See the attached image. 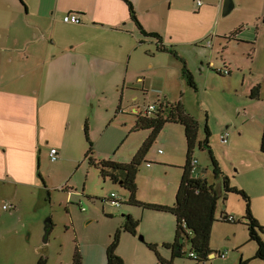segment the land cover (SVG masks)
Instances as JSON below:
<instances>
[{"label":"rangeland","instance_id":"374dc122","mask_svg":"<svg viewBox=\"0 0 264 264\" xmlns=\"http://www.w3.org/2000/svg\"><path fill=\"white\" fill-rule=\"evenodd\" d=\"M232 1L233 11L226 17L221 13L216 23L218 31L221 30L226 37L217 38L211 50L204 49L206 54L203 58L193 56L189 63L198 91L183 82L187 86H183L185 91L180 88L171 91L169 97L177 95L172 98L173 102L162 100L174 105L181 103L185 111L198 121L199 140L206 137L204 127L208 126L211 132L209 144L220 171L231 180V186L249 195L251 210L258 215L264 227V155L260 151L264 128V0ZM188 4L195 8L192 1ZM195 24L189 21L190 26ZM186 48L194 52L191 46ZM219 70L230 74L222 75ZM251 82L254 86H261L258 101L249 97L251 90L247 88ZM158 91L156 88L153 93ZM124 93L122 107L127 111L126 116H119L113 109L119 105L120 91L99 90L89 97L87 122L90 137L94 140L98 135L97 139H105L125 131L117 153L110 152L102 157L113 162L130 163L150 135V131L131 132L135 121L131 108L148 107L155 104L157 98L152 101L140 90L127 89ZM134 96H140L139 102ZM178 128L181 126L166 124L147 152L136 179L138 200L167 201L169 196L164 193L165 189L169 191V184L173 188L178 187L187 153L184 144L182 149L179 147ZM226 130L230 139L224 145L221 138ZM84 135L82 130L65 132L62 126L59 140L54 139L58 143L55 145L60 154L58 161L51 162L48 152L52 145L49 144L42 151L38 162L40 175L33 184L19 187L13 202L10 195L0 193V264H38L41 257L46 259V264H72L77 251L82 264H106V248L122 228L129 211L138 212L137 235L121 232L116 253L124 264H158L155 254L146 247L155 232L149 229L159 222V216L171 215L126 205L129 192L119 183L111 182L110 178L104 179L95 165L85 158L89 146ZM159 150H163V154H158ZM208 153L207 149L196 147L193 153V159L198 161L195 176L206 178L219 194L211 248L216 255L227 253V256L197 262L189 257L190 243L185 238V255L175 264H238L241 258L246 264H264L261 259L254 258L258 245L249 241L248 227L243 218L246 215L244 199L224 192L222 178L214 175ZM94 157L99 158L95 152ZM7 191L14 192L15 189ZM112 194L122 202L120 207L107 202ZM174 198L171 195L170 201ZM10 204L17 206L15 212L3 210ZM225 214L233 217L235 223L222 221ZM48 221L51 226L48 241L44 244V229ZM139 236L144 238L143 243ZM260 237L264 243V234ZM131 240H137L141 250L135 251ZM44 247L47 248L46 255L41 253ZM158 250L164 258L170 257L168 251Z\"/></svg>","mask_w":264,"mask_h":264},{"label":"crops","instance_id":"0c3cea01","mask_svg":"<svg viewBox=\"0 0 264 264\" xmlns=\"http://www.w3.org/2000/svg\"><path fill=\"white\" fill-rule=\"evenodd\" d=\"M129 1L144 30L159 34L161 43L140 34L122 0H0V193L10 195L12 202L19 187L33 184L40 175L38 162L43 149L52 145L49 158L51 149H58L54 139L59 140L62 126L65 132L88 130L99 156L94 157L96 162L111 160L102 156L117 153L125 131L105 139H97L100 135L96 140L90 137L87 109L92 94L108 89L120 91L119 105L113 108L119 116H126L122 105L127 89L140 90L152 101L157 98L155 104L163 98L172 101L177 95L169 97L171 91H185L183 86L187 84L181 77V63L161 47L175 51L190 68L193 56L203 58L205 48L211 50L217 38L226 37L216 25L224 0H201V6L195 0ZM191 1L195 8L189 6ZM68 13L79 15L81 24L64 23ZM189 21L195 26H190ZM253 86L251 82L247 89ZM156 88L159 91L154 94ZM134 98L139 102L140 96ZM143 110L131 108L135 120ZM178 130L179 147L182 149L184 144L187 149L184 128ZM229 139L230 133L224 145ZM9 187L15 191H7ZM177 190L169 184V191H164L169 196L167 201H140L173 206ZM171 195L175 197L172 201ZM10 205L14 209L7 212H15L17 206ZM137 213L128 214L137 220ZM159 217V222L149 229L155 231L149 243L168 251L170 257L165 258L170 259V249L162 246L174 242L176 220L173 216ZM255 217L259 219L256 214ZM131 245L135 251L141 250L137 240H131ZM209 258H215L214 253Z\"/></svg>","mask_w":264,"mask_h":264},{"label":"trees","instance_id":"16d2710c","mask_svg":"<svg viewBox=\"0 0 264 264\" xmlns=\"http://www.w3.org/2000/svg\"><path fill=\"white\" fill-rule=\"evenodd\" d=\"M129 8V15L133 23L137 26L138 31L146 39L157 40L161 43V36L157 33H147L145 28L139 22L136 11L129 0H122ZM235 31L234 33H236ZM161 51H168L173 53L178 61L182 65V79L193 90L197 91V85L193 79V74L187 67V64L183 58L177 56L176 52L167 48L161 47ZM261 86L258 84L253 89L249 97L253 101L260 100ZM156 109L152 112H142L136 115L134 127L131 132L136 131H150V135L141 145L140 149L134 155L130 163H116L111 160L96 162L94 158L93 143L88 137V130L86 129L85 138L88 143L89 149L85 155V158L89 160L92 165L99 170L100 175L104 178H110L111 182L119 183L125 188L130 197L125 203L129 206L141 207L143 210H154L161 213H170L176 220L175 239L172 244H163V248L170 249L171 258L165 259L159 252L158 245L155 243H148L146 247L153 252L158 264H175V261L182 258L185 255L183 251V245L186 240L190 243V254H194L196 258H192L197 262H205L209 260V256L214 253L211 249V237L212 230H214V224L216 220L217 212V200H219V194L215 187L203 178H195L190 173V163L193 159V153L198 146L200 149L204 148L208 150L211 162L213 164V173L216 177L222 178L223 189L226 194L233 193L241 196L245 202L246 215L243 217L248 227L249 241L255 242L258 247L255 254V259H261L264 261V243L260 237V234H264V227L254 217L251 210V198L244 190H239L231 186V180L225 176L219 168L218 162L213 156V151L209 144V138L211 132L207 125L204 127L205 138L199 140V123L196 119L190 116L184 106L179 104H172L163 100H158L155 104ZM181 125L185 131V140L187 145L186 164L183 168L182 177L178 186L176 199L173 206H162L156 204L142 203L137 197V185L136 179L139 167L145 159L147 152L151 149L152 145L156 141V138L160 136L166 124ZM260 151L264 154V128L262 133V140H260ZM111 205L114 203L120 207L122 202L116 198H110L107 200ZM224 222L235 223L233 217L225 214L221 217ZM139 220H135L130 215L127 216L122 228L118 229L112 238V242L106 249V264H124L122 257H120L116 251L118 244L120 243V234L125 232L127 235L136 236L137 228L139 227ZM181 240H183L181 242ZM191 258V257H190ZM45 258L41 257L38 264H46ZM72 264H82L81 255L78 251L75 253ZM239 264H246L244 260H241Z\"/></svg>","mask_w":264,"mask_h":264},{"label":"built area","instance_id":"2783aa9c","mask_svg":"<svg viewBox=\"0 0 264 264\" xmlns=\"http://www.w3.org/2000/svg\"><path fill=\"white\" fill-rule=\"evenodd\" d=\"M195 2H196V4H197V6H201V5H202L201 0H195ZM63 22H64V23H68L69 25H79V24H81V20H80V18H79V15H77V14H70V13L66 14V15L63 17ZM209 46H211V42H208L207 47H209ZM218 72L221 73V74H223V75H229V74H230L229 71H223V72H222V70H219ZM155 106H156V105H150V106H148V107H145L144 110H143V112L145 113V112H152V111H155V109H156ZM228 138H229V133H225V134L222 136V138H221V142H222L223 144H226ZM49 154H50V160H51V162L55 163V162L58 161V159H59V155H58V152H57L55 149H51V151H50ZM159 154H162V151H160ZM197 165H198V161H197L196 159H192V160H191V163H190V167H191V168H190V173H191L193 176L196 175V168H197ZM116 197H117V196H116L115 194H112V196H111L110 198H116ZM113 205H114L115 207L118 206V204H116V203H114ZM12 209H14V208H13V206H11V205H5V206L3 207V210H4V211H10V210H12ZM226 254H227V253H223V254H218V255H216V256H218V257L221 258V259H224V258L226 257ZM190 257H191V258H196V256H195L194 254H191Z\"/></svg>","mask_w":264,"mask_h":264},{"label":"water","instance_id":"95a60500","mask_svg":"<svg viewBox=\"0 0 264 264\" xmlns=\"http://www.w3.org/2000/svg\"><path fill=\"white\" fill-rule=\"evenodd\" d=\"M234 9V4L232 2V0H224L223 2V8H222V13H223V17H226L228 15H230V13L233 11ZM50 221H48L47 225L45 226V235H44V241L43 243L46 244V242L48 241L47 240V236H48V233H49V227H50ZM139 239L140 241H144V238L143 237H140L139 236ZM183 240H181L182 242ZM41 253L43 255H46L47 254V248L44 247L43 249H41Z\"/></svg>","mask_w":264,"mask_h":264},{"label":"clouds","instance_id":"9594fccd","mask_svg":"<svg viewBox=\"0 0 264 264\" xmlns=\"http://www.w3.org/2000/svg\"><path fill=\"white\" fill-rule=\"evenodd\" d=\"M214 256L217 257V256H216V253H214Z\"/></svg>","mask_w":264,"mask_h":264}]
</instances>
